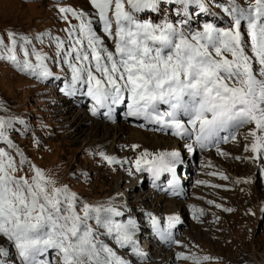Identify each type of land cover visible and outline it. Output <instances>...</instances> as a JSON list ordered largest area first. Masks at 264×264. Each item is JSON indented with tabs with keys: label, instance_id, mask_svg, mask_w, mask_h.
I'll use <instances>...</instances> for the list:
<instances>
[{
	"label": "snow or ice",
	"instance_id": "obj_1",
	"mask_svg": "<svg viewBox=\"0 0 264 264\" xmlns=\"http://www.w3.org/2000/svg\"><path fill=\"white\" fill-rule=\"evenodd\" d=\"M166 2L183 5L185 11L188 5L198 4L207 11L203 0ZM161 3L90 0L95 10L92 14L60 8L61 13H71L79 23L64 29V38L50 32L34 38L40 44L47 38L55 46L54 58L38 51L32 39L8 32L9 44L0 35V60L47 80L53 72L46 61L54 59L57 66L66 65L70 72V79L65 77L64 94L90 97L94 101L93 115L106 109L103 114L110 118L115 106L126 103V116L171 128L173 135L193 140L202 149L215 146L219 151L221 142L235 139L239 129L254 125L245 138L254 137L250 150L264 155V0L247 4L216 0L227 17L226 26L206 23L203 31L188 34L167 19L157 24L138 17L145 10L160 11ZM90 15L98 18L103 38L94 30ZM62 18L68 19L67 15ZM161 105L166 108L162 110ZM4 127L0 117V129ZM0 139L7 140L3 131ZM186 147L189 152L193 150L192 144ZM20 155L22 166L26 160ZM100 155L109 163L116 162ZM149 155L142 153L135 165L138 171L142 164L147 165L154 176L162 171L174 172L180 161L178 152L160 153L151 160L147 159ZM30 167L34 173L31 179L17 177L13 174L17 171L13 158L0 150V235L14 247L20 264H51L47 259L50 250L59 264H127L100 239L101 235L112 238L120 248L131 246L137 256H144L136 248L135 222L114 219L123 213L111 201L97 205L82 202L67 185L57 187L43 170ZM198 211L202 214L203 210ZM167 219L178 220L173 216ZM151 222L161 238L167 239L158 219L151 217ZM8 256V249L0 246V264H7L3 258ZM177 256L189 259L183 253ZM191 259L200 264L201 259L209 257Z\"/></svg>",
	"mask_w": 264,
	"mask_h": 264
},
{
	"label": "rangeland",
	"instance_id": "obj_2",
	"mask_svg": "<svg viewBox=\"0 0 264 264\" xmlns=\"http://www.w3.org/2000/svg\"><path fill=\"white\" fill-rule=\"evenodd\" d=\"M244 2H247V0H244ZM169 5L177 6L178 4L169 3ZM162 7L163 5L160 6V9ZM60 8H72L77 12L82 11L87 14H92L95 11L90 4V0H69L61 3H55L51 0H0V35L4 36L6 44L10 43L6 36L8 32H14L17 36H26L33 40V45L38 51H42L48 57L54 58L55 46L50 45L47 38H45L43 44H40L34 38L39 34L49 32L54 36L64 38L66 36L64 29L69 28L70 24L79 23L72 17L71 13H61ZM64 15H67V20L62 18ZM90 18L94 21L96 16L90 15ZM93 27L97 31V34L100 35L94 23ZM18 55L22 58V53H18ZM31 59L35 62L34 57H31ZM46 63L53 72V76L49 77L50 81L40 80L35 76L28 75L19 71L10 62L0 60V117L5 121V127L0 129V131H3L7 137V140L0 139V150L7 152L13 158L17 166V171L13 174L17 177L23 176L31 179L34 173L30 166L35 165L37 168L43 170L47 177L53 179L57 187L67 185L71 191L77 194L79 200L82 202L91 205L107 204L109 201L114 202L115 207L123 213L122 216L115 217L114 219L118 221L122 220V222H127L129 219L132 221L137 219L139 223H145V218L151 215V213H155L154 209H151L154 207H139L136 204L134 207H130L126 213L122 209L123 206L121 207L120 202H123L126 196L116 197V199L114 197H105L107 185L102 182L101 177L121 176V189L124 190L127 185H131L135 179H138V177L130 175V170L125 165L127 161H134L142 152L149 153L150 156L147 158H150L159 155L163 151L166 153L167 149L170 148L141 149L140 145L136 143L135 145L138 148H133V144L118 143L116 147H120V150L114 155L115 158L110 156L116 161L114 163H109L100 154H91L88 150L83 152L82 146L80 147L81 144L79 146L72 144L66 137L67 133L64 130L67 128V122L65 119L60 118L58 112L60 106L68 107V105L72 106V104L63 99L57 93L54 85H51V81L57 75L65 73L70 77V72L66 65L57 66L54 59H49ZM73 108L75 112H84L89 121L91 120L90 122L97 120L92 118L89 112L79 110L75 106ZM248 132H244L238 139V142L234 143L235 141H233L231 144L226 145L225 147L227 148H224L223 151H220L219 156L215 157L216 163L212 165L215 170L212 176L216 175L214 177H219L220 181L210 177L207 172H202L200 176L202 182H199L197 184L198 187L195 189V191L197 190V195L196 197L193 195L196 200L193 201L194 204L201 202V206L197 208H203L207 211L208 208L215 209L217 213L221 214V218L217 221H212L214 213L210 214L208 211V215L206 216L208 218L200 219V221L194 220L195 222L190 228H185L186 232H191L192 228L197 226L196 228L199 227L203 230L204 234L198 236L191 232L189 236L187 233L184 236V240H182L185 242L180 243L181 247L178 246L176 251L170 253L165 252V250L161 251L160 255L169 253L174 259V256L176 255V258L177 254L183 249L182 253L189 257V259L184 260L180 264H195V261L191 257H209L208 260L201 259L200 264H242V260H238L234 255L237 253L245 254L243 246L247 243L250 256H253L257 252V255H259L257 258H260L261 262L255 261L257 264H264V207L259 203L258 208L253 212L251 199L255 201L256 197H249L250 192L254 193V188L258 191H264V176H262L257 162H249L253 159L251 150H245V134H248ZM159 135L162 136L161 134ZM8 141L11 142V146ZM89 141L90 139L86 138L83 140V143ZM208 152L211 153L212 151ZM21 153L26 160L22 166L20 165ZM221 153H226V155ZM103 154L108 157V153ZM121 156L124 157L122 158ZM88 160L91 161L89 162ZM74 162L77 163L73 165ZM231 162L235 164L234 169L227 166ZM203 164L208 165L205 162ZM253 165L257 167L256 172L253 171ZM236 167H239L238 171ZM203 169V171L207 170L204 166ZM262 173L264 174V170H262ZM233 175L243 180L245 183L243 185L244 188H242V183H235L236 178ZM200 179L198 180L200 181ZM142 186H137L132 190L134 192L147 191L146 186ZM247 186L252 188H248ZM117 187L119 186H116V189ZM235 188L237 189L235 190ZM150 193L147 191V194ZM129 195L132 194H127V197ZM150 196L153 198L149 200V203H155L154 201H156L158 196ZM205 198H212V200L207 202ZM189 205L193 208L192 201H190ZM142 208L148 210V213L142 215L144 213ZM181 208L184 209L185 207ZM136 211H138V215ZM160 214H164V211ZM89 223L93 227H96L94 221H90ZM98 231L103 232L102 229H98ZM100 239L105 243L112 242V238L104 235H101ZM256 243L259 250H256ZM0 245L8 249L9 256L5 258L8 259V264H13L14 260L17 259L15 250L6 237L2 235H0ZM123 254H126V252L124 251ZM162 257L154 258L152 256V259H148L145 262L150 264L161 260ZM175 264H177L176 261Z\"/></svg>",
	"mask_w": 264,
	"mask_h": 264
},
{
	"label": "bare ground",
	"instance_id": "obj_3",
	"mask_svg": "<svg viewBox=\"0 0 264 264\" xmlns=\"http://www.w3.org/2000/svg\"><path fill=\"white\" fill-rule=\"evenodd\" d=\"M58 112L60 114V118L61 119H65L66 122H67V128H65V130H64L67 133L66 134V137L69 139V141L72 144H75L77 146H79V144H81L80 147L82 146L83 152H85L86 150H88L89 153H91V154L96 153V155L97 154H100V153H108V157H110V156L114 157V155L117 154L118 151L120 150V147H116L118 143H121V144L122 143H128V144H133V145H135V143H136L137 145H140L141 149H150V148L151 149L152 148L156 149V148H162V147H164V148L173 149V150H171V152L178 151L179 152V155H185V153L183 151L184 146L181 147L179 145L178 141L176 139H172L171 137L163 136V135L160 136L158 133L141 130L139 128L132 127L131 125H129L126 122H123V121L117 122L115 124H109L107 122H102V121H99V120H94V121L90 122L91 120L89 121V119L87 118L86 114H84V112H82V111L75 112L73 106H70V105H68V107H66V106L65 107H61L60 106L59 109H58ZM89 122L91 123L90 126H89V124H90ZM246 135H247V133L245 134V137H246ZM249 137L250 136H248L247 139L245 138V140H246L245 141L246 142L245 145H247V146H251L250 138ZM86 138H89L90 141L83 143V140L86 139ZM187 144H189V142H184V145L185 146ZM119 146H120V144H119ZM173 146L174 147L176 146V148H174ZM130 148L132 149V147H130ZM222 148H225V146H223ZM121 149H122V147H121ZM126 149H128V148H126ZM157 150L159 151V149H157ZM233 151H234V149H233ZM124 152H125V150H124ZM130 152H132V151H130ZM191 152H188V154H190ZM142 153H144V152H142ZM125 158H127V157H125ZM88 161L90 162L91 160H88ZM99 162H100V160H99ZM249 162L250 163H253L254 160H250ZM75 163H77V162H74L73 165ZM80 163H81V161H80ZM227 166H229L232 169L235 168V164L233 162H231L230 164H227ZM253 166H254L253 171L256 172L257 171V167H256V165H253ZM98 168H99V166H98ZM236 168H237V171H238L239 170V167H236ZM127 177H128V175H127ZM128 178H126V179H128ZM234 178H236L235 179V183H237V184L242 183V186L245 184L242 179H238L236 176H234ZM123 179H125V178H123ZM101 180H102V182L104 184L107 185V193L105 194V197H114L116 199V197L119 198V197H122V196H124V197L126 196L125 199L123 200V202L120 201L121 202V207L123 206L122 209L126 213H127L128 209L130 207L132 208L136 204L139 205V207L140 206H151V207H154L152 209H154V211L156 212V214H160L162 211L167 212V213H170V214H173L174 212L178 213L182 209L181 207L185 205L184 202H182L180 200H176V199L163 200L164 199L163 196H159L156 199V201H154L155 203H149V200L152 199L153 197L150 196V194H147V191H141L140 192L138 190L139 192H136V191L134 192L132 190L133 188H135V187L138 186V183H136L137 182V179H135V181L131 185L130 184L127 185V187L124 190L121 189L122 177L119 176V175L107 176V177L102 176L101 177ZM116 186H119V187H117V189H116ZM247 187L248 188H252V187H249V186H247ZM242 188H244V186ZM236 189L237 188H235V190ZM254 190H255L254 193L250 192V195H249V197H256V200L255 201L253 199H251V201H252V211L253 212H255V209L258 208L257 206H258L259 203L261 204L262 207H264V191H258L255 188H254ZM132 191H133V193H132ZM130 193L132 195H129L127 197V194H130ZM196 195H197V190L194 191V196H196ZM112 203H113V205L115 204L114 202H112ZM189 203H190V201H189ZM190 208H191V206H190ZM137 212L138 211H136V214L138 215ZM185 221H187V219H185ZM196 227L197 226H194L192 228V231H191L192 233H194V235L201 236L202 234H204L203 230H201L199 227L198 228H196ZM219 227H217V228H219ZM184 230H185V235L187 233L189 234V236L191 235V232L190 231L186 232V229H184ZM219 238L221 239V237H219ZM180 240L181 241L184 240V236H182V238ZM183 242H185V241H183ZM111 243L112 242H110L109 244H111ZM246 244L243 246L244 251H245V254H238L237 253L234 256L238 260L241 259L242 260V264H257V262L255 260L261 262L260 258H257V257H259V255H257V252H255L254 255L252 254L253 256H250V254H249L250 251H249L248 245H246ZM0 246L3 247V245H0ZM256 250H259L257 243H256ZM182 251H183V249H182ZM182 251L181 252L179 251V252L182 253ZM179 252H177V253H179ZM152 254H153L152 256H154V258L155 257L156 258H159L160 256H163V257H162L161 260L155 261V262L150 263V264H175L174 259L172 258V256L169 253H164L163 255L162 254L160 255V250H158V249L155 250L154 249L152 251ZM3 259H5L7 261V264H8V259L5 258V257ZM141 264H147V263L144 262V263H141ZM234 264H236V263H234Z\"/></svg>",
	"mask_w": 264,
	"mask_h": 264
}]
</instances>
